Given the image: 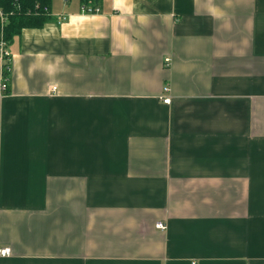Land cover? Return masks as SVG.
<instances>
[{
  "label": "crops",
  "instance_id": "obj_1",
  "mask_svg": "<svg viewBox=\"0 0 264 264\" xmlns=\"http://www.w3.org/2000/svg\"><path fill=\"white\" fill-rule=\"evenodd\" d=\"M100 7L0 61V264H264V0Z\"/></svg>",
  "mask_w": 264,
  "mask_h": 264
},
{
  "label": "trees",
  "instance_id": "obj_2",
  "mask_svg": "<svg viewBox=\"0 0 264 264\" xmlns=\"http://www.w3.org/2000/svg\"><path fill=\"white\" fill-rule=\"evenodd\" d=\"M103 0H80L82 7H99ZM53 0H0V9L4 16V25L0 20V32L3 31L7 42L11 43L25 29L42 28L49 21L55 20L50 8ZM46 9L49 11L47 12ZM10 69L4 70L5 78L11 79Z\"/></svg>",
  "mask_w": 264,
  "mask_h": 264
},
{
  "label": "built area",
  "instance_id": "obj_3",
  "mask_svg": "<svg viewBox=\"0 0 264 264\" xmlns=\"http://www.w3.org/2000/svg\"><path fill=\"white\" fill-rule=\"evenodd\" d=\"M64 1H68V0H64ZM46 11L49 12L47 9H46ZM81 12L83 14H88V15L99 14L101 12V9L99 7L92 8L90 6H85V7H82ZM0 20H1L2 28H3L4 16H3V13L1 12V9H0ZM65 20H66L65 17L61 18V21H65ZM8 46H9V42L6 41L3 31H1L0 32V61L2 62V68H3L2 76H1V80H2L1 89L3 92H5L8 89L9 81H10L9 78H5V76H4V70L5 69L9 70L10 69L9 64H11V54L9 52ZM168 63H170V60L167 59V64ZM164 103L170 104L171 98L164 99ZM156 227L159 230H166V228H167V226L163 222L157 223ZM10 254H11V250L9 248H4V249L0 250V255H2V256H7Z\"/></svg>",
  "mask_w": 264,
  "mask_h": 264
},
{
  "label": "rangeland",
  "instance_id": "obj_4",
  "mask_svg": "<svg viewBox=\"0 0 264 264\" xmlns=\"http://www.w3.org/2000/svg\"><path fill=\"white\" fill-rule=\"evenodd\" d=\"M72 1H74V0H72Z\"/></svg>",
  "mask_w": 264,
  "mask_h": 264
}]
</instances>
